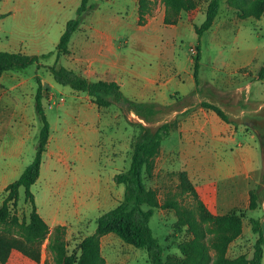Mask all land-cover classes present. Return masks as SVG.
Segmentation results:
<instances>
[{"label": "rangeland", "instance_id": "374dc122", "mask_svg": "<svg viewBox=\"0 0 264 264\" xmlns=\"http://www.w3.org/2000/svg\"><path fill=\"white\" fill-rule=\"evenodd\" d=\"M56 1L62 5L64 12L53 25L54 29L59 27L58 23L64 26L67 20L74 18L77 15V5L81 2ZM210 1L196 0V8L192 11H182L176 24L164 25L160 21H154L140 31L137 30L138 24L145 25L148 19L144 15L143 19L136 21L132 0H90L95 6L84 13L80 27L89 22L93 26H115L117 36H120L118 38H124L127 31H130L128 36L131 43L139 41L135 36L142 35V41L154 48L161 43L170 42L173 62L167 61L166 66L179 65L185 70L182 73L184 76H187V71L194 72L196 47L200 51L198 73L210 80L220 82L227 76L231 79V86L241 76L233 67L244 62L248 56L254 58L252 68L260 74L264 66V13L258 18L246 16L240 8L241 0H219V13L212 26L199 36L195 25L200 26L204 22ZM159 4L161 5L160 0H151L147 12L152 8V12L157 16L160 12ZM10 9L5 1L0 0V50L20 48L22 52L28 51L21 38L33 28L21 21L20 24L17 23L15 14L2 13ZM94 13L98 14L96 18L101 17L103 22L95 21ZM77 31L79 29L75 32ZM150 34H156V38H147ZM54 38V41L45 43L47 50L51 51L40 55L44 65H52L56 61L55 42H58L59 38ZM151 60L156 62V58ZM221 60L228 63L223 64ZM58 64L65 65L66 56L62 54ZM218 66H222L224 72L218 70ZM38 77L45 85L42 100L52 124V142L57 137L62 138L64 134L68 136V132H71L80 140L81 151L79 156L68 161L62 156H44L40 176L31 185V191L35 196L37 210L47 222L49 230L43 235L32 236V242L27 241L32 205L25 196V188L20 187L18 201L16 204L10 202L8 217L0 219V251L6 256V261H0V264H55L57 261L59 264H77L81 254L80 242L95 231L97 217L116 206L124 197L125 185L116 183L114 175L129 167L141 125L155 129L163 122H173L167 119L170 106L145 102L151 104V108L137 112L126 102L112 98L111 105L99 106L103 108L98 109L88 106L93 100L89 94L90 97L85 95L87 92H77L83 95L81 100L84 103H80V109L76 111L78 108L73 106V95L67 93L65 97L60 96L58 88H53L57 100L53 102V91L50 90L47 80L50 77L56 85H62L55 82L47 67H39L34 63L27 68L5 71L0 78V207L8 194L6 186L20 176L36 153V143L42 125L35 109ZM248 79L255 80L253 93L259 97L262 104L259 112L251 111L243 118L236 119L238 122L242 119L248 120L250 125L246 126V130H252V133L255 131L253 127L264 132V79H256L251 75ZM67 89L71 87L67 85ZM251 108L253 106L248 103L239 106V110ZM100 111L101 116H98ZM19 123L25 128H17ZM19 135L23 137L18 140ZM72 141L73 146L76 140ZM93 151L96 159L91 162L89 158H85V154ZM144 178L149 187L155 188L162 204L166 201L176 203V207L156 208L150 219L154 235L164 246L163 261L182 258L179 244L194 237L193 230L185 221L189 212L203 225V238L210 242L214 226L205 219V213L199 207L201 199L194 186H191L188 180H182L181 171L165 174L154 168L152 174L145 173ZM68 180L70 184L65 185ZM205 207L212 213L206 205ZM145 208L148 206L145 205ZM243 209L246 214L243 217L242 232L228 246L227 255L230 259L253 256L257 234L252 231L249 218H264V207ZM58 224L64 225L65 230L58 236L61 238V248L54 251L51 250L50 243L54 228ZM24 243L29 249L38 251V260L21 250L20 246ZM101 253L105 264H152L146 248L128 244L113 232L101 237ZM210 253L214 256L215 250L210 248Z\"/></svg>", "mask_w": 264, "mask_h": 264}, {"label": "crops", "instance_id": "0c3cea01", "mask_svg": "<svg viewBox=\"0 0 264 264\" xmlns=\"http://www.w3.org/2000/svg\"><path fill=\"white\" fill-rule=\"evenodd\" d=\"M1 1H5L8 8H11L8 12L2 13L15 14L17 23L20 24L21 21L33 28L21 38L27 45L28 51L25 52L38 55L50 52L45 43L54 41V37L60 38L66 26V24L60 26V23L55 29L53 26L64 12L62 5L56 0ZM132 1L134 16L138 22L140 3L139 0ZM152 11L151 8L145 14L147 24H138L137 30L145 29L154 21L171 25L164 22L165 5L162 1L161 5L159 4V14L156 16ZM94 15L95 21L103 22L101 17L96 18L98 14ZM90 24L92 23L83 24L79 31L73 34L70 52L63 54L66 56L65 66L90 80L117 81L130 99L169 105L167 119L172 120L174 126L162 141L155 168L165 174L181 171L182 180H188V183L194 186L199 198L214 214H225L234 209L248 207L250 191L259 183L264 170V132L253 127L256 132L252 133V130H246V126L250 125L248 120L242 119L238 122L236 118H243L251 111L259 112L262 104L259 97L253 93L255 80L248 79L250 75L259 78V74L252 68L254 58L248 56L244 62L233 67L241 76L231 86V79L229 80L227 76L217 82L198 74L197 81L193 71H187V76H184L182 73L185 70L179 65L166 66L167 61L173 62L170 42L161 43L154 48L142 41L144 39L142 35L138 37L134 35L139 41L131 43L128 36L130 31H127L124 38H118L120 36H117V27ZM147 38H156V34H150ZM196 49L199 50L197 47ZM11 51L22 52L20 48ZM153 58H156V62L151 60ZM221 63L228 62L221 60ZM245 68L247 70H244ZM217 69L224 72L222 66H218ZM47 82L53 91L54 103L57 100L53 88H58L60 96L65 97L67 93L73 95V106L79 111L80 103L84 101L81 100L83 95L77 92L84 91L67 89V85L62 84L58 86L50 77ZM42 83L44 89V82ZM85 95L90 97L88 93ZM203 102L223 107L234 122L224 120L215 110L204 106ZM247 103L253 108L239 110L240 105ZM88 106L103 108L93 101ZM101 111L98 112V116H101ZM132 113L135 114L134 111ZM17 128L25 126L22 127V123H19ZM67 135L57 137L53 142L52 135L49 137L41 168L44 156L46 158L62 156L67 161L79 156L80 140L71 132ZM21 137L23 135H19L18 140ZM72 140H76L73 146ZM94 156V151L85 154V158H89L91 162L96 159ZM69 184L68 180L65 185ZM260 206L264 207V201ZM261 221L264 228V218L261 217Z\"/></svg>", "mask_w": 264, "mask_h": 264}, {"label": "trees", "instance_id": "16d2710c", "mask_svg": "<svg viewBox=\"0 0 264 264\" xmlns=\"http://www.w3.org/2000/svg\"><path fill=\"white\" fill-rule=\"evenodd\" d=\"M90 0H81L77 7V15L66 22L64 31L56 45V61L52 65H44L41 56L21 51L0 50V78L5 71L14 68H27L32 64L45 66L53 75L54 79L62 84L79 91L87 92L92 100L98 106H109L112 98L116 101H124L133 107L137 112L151 108V104L139 102L127 97L121 89L120 84L114 80H90L79 74L74 69L63 64H58L62 54L70 52V41L77 29H79L84 13L94 8ZM165 5L164 22L167 24L177 23L182 11H192L196 8V0H161ZM240 8L244 15L261 17L264 13V0H241ZM140 19H143L147 12L151 0H139ZM219 13V0H211L206 8V18L199 26L195 25L199 36L205 30H208ZM200 51H197L194 57V75L198 81ZM259 78H264V66L262 67ZM38 87L35 95V109L42 125L39 131L36 143V153L33 160L24 168L20 176L8 183L6 190L8 192L3 204L0 207V219H6L9 215V203L16 204L19 198L20 187L25 188V196L31 202L32 211L30 223L28 225L27 241L32 242V236L43 235L48 232L47 222L41 217L37 210L34 193L31 191V185L34 184L41 172L43 153L46 150L50 137V121L48 119L43 104V83L37 78ZM204 106L215 110L221 118L231 122L228 114L218 105L203 102ZM234 122V121H233ZM174 122H163L155 129L148 125H141V132L134 143L131 162L126 170L120 171L114 175L116 183L125 185L123 199L113 208L105 211L97 217V227L92 234L83 238L80 242L81 254L77 264H105V258L101 253V237L107 233L117 234L124 242L136 247H143L149 253L152 264H264V229L261 218L250 216L249 221L252 231L257 234L254 243L253 256L247 258L240 256L230 259L227 255L229 244L236 239L242 232L243 217L245 209H234L223 215L210 213L204 203L200 200L199 207L205 213V219L214 226L213 235L210 242L205 240V228L189 212L185 221L189 223L194 232L192 239L184 240L179 244L183 254L179 259H167L163 261L164 246L159 238L154 235L150 226V219L154 215L156 208L176 207L173 201H166L162 204L159 200L155 188L149 187L145 182V173L152 174L156 157L160 152L162 141L169 135ZM264 201V170L261 174L259 183L250 191L249 210L258 208ZM145 205L148 208H145ZM64 225L58 224L53 231L51 239V250L58 251L61 248V238L58 237L64 233ZM27 243V242H25ZM21 245V250L34 259H39L38 251L29 249L27 245ZM210 248L215 250L214 256L210 253ZM0 261L5 262L6 256L0 251ZM48 264V263H46ZM59 264V262H55Z\"/></svg>", "mask_w": 264, "mask_h": 264}]
</instances>
